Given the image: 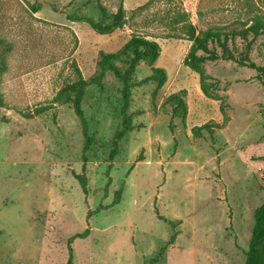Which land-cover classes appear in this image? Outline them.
Masks as SVG:
<instances>
[{
	"label": "rangeland",
	"instance_id": "obj_1",
	"mask_svg": "<svg viewBox=\"0 0 264 264\" xmlns=\"http://www.w3.org/2000/svg\"><path fill=\"white\" fill-rule=\"evenodd\" d=\"M99 2L108 14L122 3V28L98 34L67 19L100 20L97 0H0V264H244L264 201V85L235 62L205 61V96L183 64L190 42L176 37L173 20L185 11L197 31L229 32L264 22V0ZM133 34L159 44L154 66L166 81L152 99L151 72L138 63L124 110L132 128L112 159L124 84L107 71L85 88L92 143L83 154L72 96L55 97L76 69L90 78L99 52H115ZM246 43L227 41L236 51ZM248 55L263 64L261 36ZM172 93L186 105L184 121L179 106L174 114L165 104Z\"/></svg>",
	"mask_w": 264,
	"mask_h": 264
},
{
	"label": "trees",
	"instance_id": "obj_2",
	"mask_svg": "<svg viewBox=\"0 0 264 264\" xmlns=\"http://www.w3.org/2000/svg\"><path fill=\"white\" fill-rule=\"evenodd\" d=\"M97 7L101 14L100 20H95L87 16H67V19L75 22H85L98 34H110L114 30L123 27L125 24V13L122 3H120L116 11L111 14L106 12V9L103 5H101L99 0H97ZM173 23L180 24L182 32V35L176 37L186 39L190 42L189 49L183 58V64L198 74L199 87L205 96L208 98L212 97L205 84L207 76L202 66V63L205 61H216L220 59L235 62L240 66L254 70L257 73V78L260 80L261 84L264 85V62L263 64L258 65L253 62L248 55L250 45L257 37L261 36L264 42L263 21L256 18L250 25L229 32L210 28L203 31H197L196 27L188 19L187 12L181 11L179 15L174 18ZM249 36L250 40H247ZM236 37L247 41L242 50L236 51L235 48L231 49L227 45V41L229 39L233 40ZM159 54L160 46L156 41L148 39L145 36L133 34L115 52H99V59L97 60L98 69L94 75L88 79H84L80 75L79 69H76L78 78L75 81L66 84L58 91L55 97L56 102H62L65 98L68 99L70 98V95L72 96V108L75 115L79 118L85 139L82 147L83 154L89 150L92 143V136L87 133V122L81 108V101L85 88L91 85H100L107 71L112 72L124 84L122 89V124L121 127L114 132L108 155L109 158L112 159L117 153L119 141L124 134L132 128L130 117L124 111L128 102L127 80L134 73L138 63L140 61H145L151 72L150 75L146 77L145 81H152L155 83V88L152 92V99H154L157 91L166 81V73L164 69L154 66ZM118 62H124L126 64L124 71H121L119 66H117ZM169 103L174 105V114H176V106L180 107V118L184 121L186 115V105L180 93L169 94L165 99V104ZM221 109L223 110L222 106ZM42 110L45 109H41V111ZM206 127L207 125H203L198 127L196 130H201ZM83 161H85L84 155ZM76 178L80 182L83 192H85L84 178L78 176H76ZM172 241L173 237L170 239L169 244L172 243ZM162 250L163 249H161V251ZM156 261L157 258H151L148 264H153ZM244 264H264V201L255 209L253 213V225L247 244V250L245 252Z\"/></svg>",
	"mask_w": 264,
	"mask_h": 264
}]
</instances>
